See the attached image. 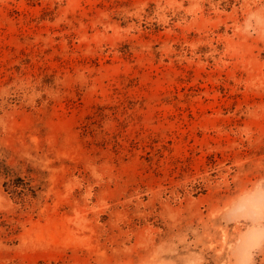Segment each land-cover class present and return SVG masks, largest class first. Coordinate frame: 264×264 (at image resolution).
I'll return each mask as SVG.
<instances>
[{"label":"rangeland","instance_id":"rangeland-1","mask_svg":"<svg viewBox=\"0 0 264 264\" xmlns=\"http://www.w3.org/2000/svg\"><path fill=\"white\" fill-rule=\"evenodd\" d=\"M0 264H264V0H0Z\"/></svg>","mask_w":264,"mask_h":264}]
</instances>
